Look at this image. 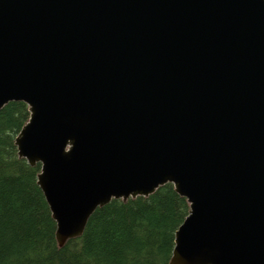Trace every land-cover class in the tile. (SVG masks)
Returning a JSON list of instances; mask_svg holds the SVG:
<instances>
[{"label":"water","instance_id":"obj_1","mask_svg":"<svg viewBox=\"0 0 264 264\" xmlns=\"http://www.w3.org/2000/svg\"><path fill=\"white\" fill-rule=\"evenodd\" d=\"M59 248L168 184L169 264H264V0H0V111Z\"/></svg>","mask_w":264,"mask_h":264},{"label":"trees","instance_id":"obj_2","mask_svg":"<svg viewBox=\"0 0 264 264\" xmlns=\"http://www.w3.org/2000/svg\"><path fill=\"white\" fill-rule=\"evenodd\" d=\"M29 120L24 103L0 111V264H169L191 210L171 184L148 198L98 209L84 235L59 248L57 224L38 185L41 165L20 159L15 145Z\"/></svg>","mask_w":264,"mask_h":264}]
</instances>
